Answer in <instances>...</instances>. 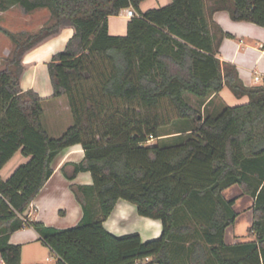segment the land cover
Listing matches in <instances>:
<instances>
[{
  "label": "trees",
  "instance_id": "trees-1",
  "mask_svg": "<svg viewBox=\"0 0 264 264\" xmlns=\"http://www.w3.org/2000/svg\"><path fill=\"white\" fill-rule=\"evenodd\" d=\"M145 0H0L4 11L48 7L51 19L34 32L0 27L13 44L0 68V169L21 150L30 160L0 178V255L22 263V246L11 234L34 227L59 258L55 264H264V84L246 86L235 65L218 54L224 34L212 19L221 7L205 0H171L143 11ZM234 20L264 26V0H228ZM132 8L125 35L109 32V17ZM65 23L75 35L49 63L54 96L65 95L74 122L51 137L42 122V98L21 88L25 54L58 35ZM217 32H220L218 38ZM227 85L248 103L203 115L201 105ZM167 104L189 125L171 143L160 138ZM144 111V112H142ZM80 143L84 158L75 170L92 174L81 186L83 217L58 228L32 221L26 209L53 173L60 151ZM238 184L251 195L254 240L228 243L238 216L237 198L223 191ZM120 199L142 216L159 219V237L115 235L104 222ZM27 221H25V219Z\"/></svg>",
  "mask_w": 264,
  "mask_h": 264
},
{
  "label": "crops",
  "instance_id": "crops-1",
  "mask_svg": "<svg viewBox=\"0 0 264 264\" xmlns=\"http://www.w3.org/2000/svg\"><path fill=\"white\" fill-rule=\"evenodd\" d=\"M170 2L171 0H145L141 8L146 11ZM205 2L208 8L215 5L221 6L213 11L212 19L225 34L220 39L218 54L222 64L235 65L246 86L264 84V26L250 21L234 20L226 5H229L228 0H205ZM17 6L21 5L16 4L7 10L0 11V27L14 33L34 32L51 19V11L48 7L26 10L28 14L24 19L28 27L15 29L8 23H3L2 20L5 15H9L7 13L10 9ZM128 9H122L118 15L109 17L111 34L125 35L127 33L128 22L131 19L128 16ZM2 34H0V68L5 65L13 49L8 35L4 32ZM217 34L219 38L220 32ZM74 35L75 29L69 23H65L58 35L28 51L24 56L25 70L21 77V88L24 91L33 90L42 98L44 109L42 122L51 137L61 136L74 121L67 97L65 95L54 96V80L49 72V63L53 56L64 50ZM249 100L248 95L236 96L230 87L225 85L218 95H211L201 105V111L203 115L219 113L226 105L245 104ZM30 158L18 150L0 169V178L7 179L19 165L29 161ZM83 158L84 149L80 143L66 147L57 154L52 161L51 177L25 211L30 220L42 222L47 226L67 228L76 225L82 219L84 211L81 202L82 193L79 188L91 185L93 182L91 172L75 170V166L80 164ZM223 195L227 199L237 198L234 208L241 199H247L249 205H254L255 202L254 198L244 193L238 184L226 188ZM248 212L252 216L253 210ZM104 225L109 232L115 235L138 232L143 241L159 237L163 230L159 219L140 215L137 206L125 199L118 200ZM229 228L225 235L227 242ZM10 242L22 246L21 264H47L45 263L48 260L47 251H50L55 259L51 264L57 261L50 246L42 241L40 234L32 226H24L14 231L10 236ZM0 264H6L1 255Z\"/></svg>",
  "mask_w": 264,
  "mask_h": 264
},
{
  "label": "rangeland",
  "instance_id": "rangeland-1",
  "mask_svg": "<svg viewBox=\"0 0 264 264\" xmlns=\"http://www.w3.org/2000/svg\"><path fill=\"white\" fill-rule=\"evenodd\" d=\"M7 14L9 15H5L4 16L5 18L3 17L4 18L2 20L3 23L5 24L8 23L9 25L13 26L15 29H23L28 27L24 19L27 16L26 14H28V12L25 10L24 7L22 6L14 7L10 9V11ZM6 19L9 21H7ZM26 32L28 33L29 31ZM0 34L3 35L2 31L0 32ZM185 98L190 104L201 109V101L196 96L187 93L185 94ZM160 112L163 114L167 124L160 130L162 136L159 139L152 136L150 137V141H149L150 144L156 142L171 143L177 137L187 135L186 133L181 135V132L179 131H183L184 129L189 127V125L184 124L178 118L174 109H172L167 104H165V106L161 108ZM247 202H248L247 199H241L235 206L236 211L239 212V216L236 222L229 228L228 243H238V242L250 241L255 239V235L249 231V228L253 223V213L251 216L250 212L248 211L253 210V205H249ZM46 256L52 257V259L46 260L45 263L51 264L55 261L50 251H47Z\"/></svg>",
  "mask_w": 264,
  "mask_h": 264
},
{
  "label": "built area",
  "instance_id": "built-area-1",
  "mask_svg": "<svg viewBox=\"0 0 264 264\" xmlns=\"http://www.w3.org/2000/svg\"><path fill=\"white\" fill-rule=\"evenodd\" d=\"M127 12H128V16L131 17V18L135 15V12L133 11L132 8H129ZM24 219H25V221H27L26 218H24ZM53 254H54V256L57 259L59 258V255L57 253L54 252ZM47 259L50 260L51 257H47ZM136 264H157V263L156 262H151V257L150 256H147V257H145L143 259L137 260L136 261Z\"/></svg>",
  "mask_w": 264,
  "mask_h": 264
}]
</instances>
